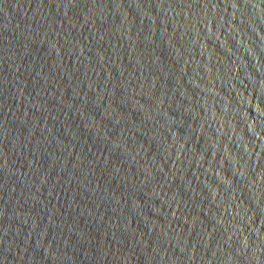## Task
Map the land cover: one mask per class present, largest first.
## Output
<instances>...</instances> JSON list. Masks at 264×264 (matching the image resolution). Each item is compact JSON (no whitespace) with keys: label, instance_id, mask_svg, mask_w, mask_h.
Wrapping results in <instances>:
<instances>
[{"label":"water","instance_id":"95a60500","mask_svg":"<svg viewBox=\"0 0 264 264\" xmlns=\"http://www.w3.org/2000/svg\"><path fill=\"white\" fill-rule=\"evenodd\" d=\"M0 264H264V0H0Z\"/></svg>","mask_w":264,"mask_h":264}]
</instances>
